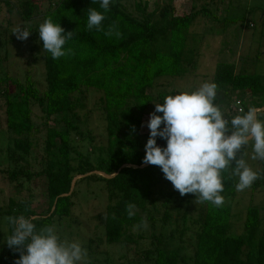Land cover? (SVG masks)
<instances>
[{"label":"trees","instance_id":"16d2710c","mask_svg":"<svg viewBox=\"0 0 264 264\" xmlns=\"http://www.w3.org/2000/svg\"><path fill=\"white\" fill-rule=\"evenodd\" d=\"M173 2L162 0L152 12H148L147 3L144 6L137 3L133 14L127 10L126 0H110V10L104 13V30L97 31L87 28V16L90 7L104 11L99 0H45L44 9L43 3L34 0H0L7 12H15L26 25L38 18L41 24L52 17L66 32H74L64 46L72 49V53L54 60L43 49L39 24L28 28L31 34L26 44L28 41L37 43L44 90L27 75L22 81L8 74L0 76V108H3L5 128L12 139L7 153L8 166L0 173L12 184L30 183L39 177L46 180L45 213L36 214L29 201L12 200L0 212L6 217L8 236L13 226L7 217H34L39 231L45 225H52L54 219L68 220L78 189L96 184L102 188L107 206L102 218V238L92 239L90 244L94 241L98 246L121 244L128 254L135 251L137 264H264V207L248 205L243 214V233L234 234V225L240 219L233 213L238 177L232 176L231 169L222 173L225 203L220 207L209 202L197 203L200 211L188 224V208L195 195L181 197L158 166L139 168L145 165L142 160L149 137V133H141L143 118L155 108L154 103H163L167 96L154 97L149 91L157 80L180 79L196 67L198 53L190 45V29L197 19L210 17V6L214 4V0H206L199 7L192 4L188 14L177 16ZM113 24L121 33L119 38L105 35ZM28 52L31 54L30 50ZM212 82L227 100L235 93L250 97L247 102L239 100L236 111L225 104L227 118H232L230 113L242 114L241 110L247 112L250 107L264 109V76L243 74L236 72L235 66L220 64ZM91 89L101 95L99 110L104 120V145L95 144L88 117L84 115L86 98L83 94ZM215 103L220 105L217 99ZM33 108L39 110L46 127L39 173L32 171L28 160L34 149L32 136L37 133L32 120ZM157 144L164 147L166 141L158 137ZM248 146L252 147L251 142ZM246 147L242 150L244 159ZM258 163L259 171H264V161L258 160ZM94 172L113 177L86 176L75 182L70 193L74 178ZM259 188H264V178L256 180L249 188L251 196ZM126 202L136 205L133 218L127 216ZM141 218L151 227L175 226L171 233H175L180 243L189 231L194 239L192 255H183L182 247L169 248L161 237H153L152 247L140 250L130 230ZM255 242L256 250L253 249ZM18 258L19 253L5 244L0 264H14Z\"/></svg>","mask_w":264,"mask_h":264},{"label":"rangeland","instance_id":"374dc122","mask_svg":"<svg viewBox=\"0 0 264 264\" xmlns=\"http://www.w3.org/2000/svg\"><path fill=\"white\" fill-rule=\"evenodd\" d=\"M34 1L43 3L45 0ZM205 2L206 0H197L196 2L174 0L173 4L176 15L184 16L189 13L192 4L199 7ZM137 3L142 6L147 3L148 12H152L157 6H160L162 0H126L125 6L130 13L135 14V4ZM45 6L43 3V9ZM210 10V17L197 19L190 29V45L193 49L195 47L194 50L198 53L196 67L183 78L157 80L153 89L149 91L151 95L156 97L158 94L169 95L172 93L175 95L179 91H194L202 83L212 82L214 72L220 64L235 66V71H241L243 74L264 76V0H214ZM36 24L40 25L39 18L26 25L15 12H7L0 5V76L8 74L9 77L22 81L27 75L42 91L45 84L43 65L40 55L36 53L37 43L29 44L28 41L27 45L26 40H18L12 33L13 28L17 25L28 29L35 27ZM28 50L31 51V54ZM83 96L86 98L84 115L88 117L89 129L93 133L95 144L104 145V120L99 110L101 95L91 89ZM216 99L219 100L221 109L227 116L228 110L225 104L228 103L231 105L230 109L236 111L238 101L247 102L250 97L235 93L230 95L227 100L221 92H217ZM153 111L154 108L143 118L142 134L149 133L147 122L149 114ZM229 115L230 118L235 116L231 113ZM32 120L37 127V133L32 136L34 149L28 160L32 171L39 173L42 170L41 164L44 158L43 142L46 127L37 108H33ZM48 126L60 128L56 124ZM11 145L12 139L5 128L3 108H0V170L8 166L7 153ZM252 154V147L247 146L245 160L254 171L259 172L258 160H252ZM78 180L77 178L76 181ZM78 191V196L74 199V208L68 220L60 222L54 219L52 222L61 239L80 242L88 251V264H137L134 261L136 260L135 251L128 254L126 248L121 244L98 246L95 241L92 244L89 243L92 239L102 238V218L106 213L107 201L100 185L95 184L90 188L81 186ZM11 200L16 203L29 201L36 214L45 213L47 211L45 178L39 177L30 183L20 182L19 185L9 183L0 173V212L5 210ZM248 205L264 207V188L257 189L253 196H251L249 188L237 192L233 202V213L240 219L234 225V234L236 235L243 233V214ZM199 211L200 206L191 201L188 208L190 217L188 224H191L197 217ZM176 222L179 221L176 220ZM180 224L178 223L179 229H181ZM171 231H175V226L162 228L159 224L154 227L148 224L146 229L142 228L139 231L131 229L130 235L138 240V247L142 251L152 247L155 243L153 237H161L162 242L169 248L182 247V254L191 256L193 236L187 231L180 243L175 238V233H171ZM138 235L141 239H138ZM7 237L6 217L0 215V256L4 254ZM253 249L256 250V242Z\"/></svg>","mask_w":264,"mask_h":264},{"label":"clouds","instance_id":"9594fccd","mask_svg":"<svg viewBox=\"0 0 264 264\" xmlns=\"http://www.w3.org/2000/svg\"><path fill=\"white\" fill-rule=\"evenodd\" d=\"M99 3L103 12L88 8L89 30H104V13L110 10V0H99ZM12 33L21 41L31 34L20 25L14 27ZM38 33L43 49L52 59L72 53V49L64 46L74 32H66L59 23L53 22L52 17L39 25ZM105 35L119 38L121 33L113 24ZM216 97V83L204 82L194 91H179L165 96L163 103H154V111L147 122L149 137L142 163L158 166L181 197L194 194L193 203L209 202L220 207L225 203L222 195L225 170L231 169L232 176L238 177L237 191H244L256 180L264 178V171H254L242 153L251 142V159L264 161V119H261L264 109L250 107L247 112L241 110L242 114L229 119L215 103ZM158 137L166 141V146L157 144ZM136 212V205L126 202L128 218H133ZM34 219L24 215L7 217L13 231L5 243L19 253L14 264H88V251L80 242L62 240L55 225H45L37 231ZM147 227V220L141 218L133 230Z\"/></svg>","mask_w":264,"mask_h":264},{"label":"water","instance_id":"95a60500","mask_svg":"<svg viewBox=\"0 0 264 264\" xmlns=\"http://www.w3.org/2000/svg\"><path fill=\"white\" fill-rule=\"evenodd\" d=\"M146 166H147V165H143V166H141V167H139V168L141 169V168H144V167H146ZM124 167H125V166H124ZM127 167H130V166H127ZM92 174H98L99 176H101V177H103V178H105V179H110V178L113 177V176H112V177H111V176H107V175L102 174V173L94 172V173H91V174H88V175L79 176V177H77V178H78V179H82V178H84V177H86V176H89V175H92ZM77 178H74L73 181H72L71 189H70V193H71V191H72L73 188H74V184H75ZM70 193H69L68 195H64V196H69Z\"/></svg>","mask_w":264,"mask_h":264},{"label":"built area","instance_id":"2783aa9c","mask_svg":"<svg viewBox=\"0 0 264 264\" xmlns=\"http://www.w3.org/2000/svg\"><path fill=\"white\" fill-rule=\"evenodd\" d=\"M250 27H252V25H250ZM239 103V102H238ZM233 111H235V109H233Z\"/></svg>","mask_w":264,"mask_h":264}]
</instances>
